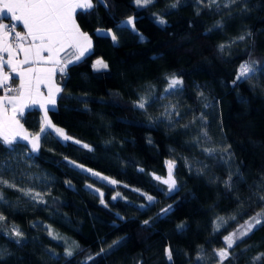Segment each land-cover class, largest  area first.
<instances>
[{
  "label": "trees",
  "instance_id": "1",
  "mask_svg": "<svg viewBox=\"0 0 264 264\" xmlns=\"http://www.w3.org/2000/svg\"><path fill=\"white\" fill-rule=\"evenodd\" d=\"M108 4L78 10L91 52L59 74L64 91L48 112L73 140L48 130L37 153L26 141L0 145V176L44 201L0 187V248L10 253L0 264H217L224 237L258 214L264 220V74L232 83L242 63L264 66V0ZM97 59L108 68L94 70ZM173 75L183 84L166 91ZM21 123L38 132L40 110L25 109ZM166 161L178 183L171 194L154 176L166 175ZM13 227L24 234L20 244ZM229 251L224 264H264V223Z\"/></svg>",
  "mask_w": 264,
  "mask_h": 264
},
{
  "label": "snow or ice",
  "instance_id": "2",
  "mask_svg": "<svg viewBox=\"0 0 264 264\" xmlns=\"http://www.w3.org/2000/svg\"><path fill=\"white\" fill-rule=\"evenodd\" d=\"M153 2L154 0H135L138 7H146ZM215 3L216 0H210V4ZM231 3H236V0H231ZM97 5L110 7L108 0H96L95 3L94 0H0V20L10 19L16 22L12 23L11 26L0 22V88L4 89L5 92L4 96H0V145L6 149H14L19 141H27L30 145V151L37 153L41 148V141L49 129L64 141L73 140V137L69 136L63 128L57 127L48 118V112L56 105L57 95L64 91L56 84L54 78L57 72L61 76L65 75L68 64L79 62L86 54H90L92 48L91 37L88 33L81 31L75 17L78 10L83 12L93 11ZM158 22L162 25L166 23L162 17L158 19ZM125 23L131 25L133 29L135 28L133 17H128ZM17 24H21L24 31H17ZM97 34L111 35L113 43H118V37L111 29L106 31L98 29ZM240 39H244V37H240ZM69 47L75 50V59L74 61H63L60 58V53ZM223 47L221 45V49ZM5 53L7 58H5ZM5 68L8 71H5ZM93 68L97 71L107 69L108 64L102 59H98ZM258 71L264 74V66H258L256 61H246L239 66L232 83L235 85L238 81L250 80L255 77ZM17 78L19 80L18 86L11 87L9 82ZM182 84L183 80L173 75L169 80L166 91L175 90ZM41 85L47 88L46 97L40 91ZM9 93H15V95H9ZM201 95L203 94L201 93ZM34 105H39L43 109L44 116L39 131L31 133L24 128L20 120L24 116L25 109ZM49 105L52 107L50 108ZM145 105L146 101L143 98L137 102V106L141 109L145 108ZM204 135L207 134L204 133ZM74 142L81 143L79 140ZM82 146L90 151L92 150L87 144ZM206 151L211 153L214 150ZM223 151L227 152L228 148L223 149ZM166 163L168 166L167 177L156 176L155 179L166 185L167 193L171 194L178 190V183L173 174L174 162L168 161ZM76 166L83 168L82 165ZM86 171L108 180L113 185L119 183L117 180L101 176V173L92 169H86ZM230 179L231 177H229ZM67 183L70 184V182ZM0 187L15 188L17 191L23 192L24 195L31 196L33 200L40 199V202H44L40 193L20 188L15 183L5 180L2 176H0ZM88 187H92V185H88ZM103 195L101 192V203H104ZM117 196H119V193H117ZM116 198V196L113 197V199ZM2 199L3 196L0 193V200ZM146 199L151 203L155 198L146 195ZM260 199L264 200V196H261ZM171 208L172 206L169 205L161 212L167 214ZM5 219L6 217L0 214V221ZM252 219L254 223L246 222V227L241 226L242 231L237 230L239 235L233 232L224 237L226 246L214 250L215 256L218 258L217 264H224V261L230 257L229 250L233 249L239 240L248 236L257 225L264 223V220L260 218V214ZM149 223V220L144 221L145 225ZM184 227L183 223L178 225L180 229ZM11 235L16 237L15 243L17 244H20L24 239V234L16 227H13ZM49 235L53 239H59L50 228ZM113 243L118 242L114 241ZM101 251L103 252L104 249H101ZM6 255H10L8 250L0 248V260L4 259ZM65 255L71 257L73 252L65 249ZM165 255L169 261H172L173 252L170 248L165 249ZM88 259L93 258L88 257ZM198 259H201V257H198Z\"/></svg>",
  "mask_w": 264,
  "mask_h": 264
},
{
  "label": "crops",
  "instance_id": "3",
  "mask_svg": "<svg viewBox=\"0 0 264 264\" xmlns=\"http://www.w3.org/2000/svg\"><path fill=\"white\" fill-rule=\"evenodd\" d=\"M15 22V21H14ZM16 23V22H15ZM18 26H19V28H20V30L21 31H24V29H23V26L21 25V24H17ZM81 31H83V30H81ZM84 32V31H83ZM22 58V57H21ZM75 59V58H74ZM74 59L72 60V61H74ZM5 71H8V69L7 68H5ZM59 72H57V74H56V77L54 78L55 79V82H56V84L58 85V86H60L61 87V85H60V83H59V81H58V76H59ZM14 75V74H13ZM10 82H12L13 84H19V80H18V78L17 79H14L13 81H10ZM40 91H41V93H43L44 94V96L46 97L47 96V88L44 86V85H41L40 86ZM5 95V92L2 90V88H0V96H4ZM31 107H36V108H38L39 110H40V113H41V123H42V120H43V116H44V112H43V109H41L40 107H39V105H34V106H31ZM30 107V108H31ZM49 107L51 108L52 106L51 105H49ZM26 109H28V108H26ZM48 118H49V115H48ZM50 119V118H49ZM20 122H21V120H20ZM49 130H51V129H49ZM52 131V130H51ZM54 132V131H53ZM55 133V132H54ZM27 142V141H26Z\"/></svg>",
  "mask_w": 264,
  "mask_h": 264
},
{
  "label": "built area",
  "instance_id": "4",
  "mask_svg": "<svg viewBox=\"0 0 264 264\" xmlns=\"http://www.w3.org/2000/svg\"><path fill=\"white\" fill-rule=\"evenodd\" d=\"M0 22H3L5 24H9L11 26L12 23H15L14 21H11L10 19H3L0 20ZM17 31H21L20 28L17 26ZM5 58H7V54L5 53ZM60 58L63 61H72L75 58V50L71 47L67 48L65 51L60 53ZM10 83V82H9ZM11 87L18 86L17 84L10 83ZM4 91V89H2ZM9 95H15V93H9Z\"/></svg>",
  "mask_w": 264,
  "mask_h": 264
},
{
  "label": "rangeland",
  "instance_id": "5",
  "mask_svg": "<svg viewBox=\"0 0 264 264\" xmlns=\"http://www.w3.org/2000/svg\"><path fill=\"white\" fill-rule=\"evenodd\" d=\"M98 60V59H97ZM96 60V61H97ZM95 61V62H96ZM95 62L93 63V65L95 64ZM172 109H173V106H172V104L168 101V100H166L165 101V106H164V111L165 112H170V111H172ZM166 162H168V161H166ZM165 162V164H166V172L168 173V166H167V163ZM167 173H166V175L165 176H160V177H162V178H166L167 177ZM101 176H103V175H101ZM155 177L156 176H158V175H154ZM99 178H101V177H99ZM102 179V178H101ZM109 179H111V178H109ZM102 180H104V179H102ZM104 181H106V182H108V183H110L108 180H104ZM88 185H90V184H87L86 186L88 187ZM90 189H92V190H94V191H96V192H98V193H101L100 191H97V189L95 188V187H89ZM247 222H252V223H254V220L253 219H251V220H249V221H247ZM245 227H246V225H245ZM243 229H241V231H242ZM238 233V232H237Z\"/></svg>",
  "mask_w": 264,
  "mask_h": 264
}]
</instances>
